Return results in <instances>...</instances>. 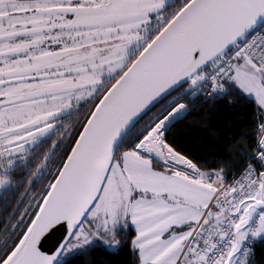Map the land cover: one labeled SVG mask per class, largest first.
Here are the masks:
<instances>
[{"label": "snow or ice", "instance_id": "1", "mask_svg": "<svg viewBox=\"0 0 264 264\" xmlns=\"http://www.w3.org/2000/svg\"><path fill=\"white\" fill-rule=\"evenodd\" d=\"M218 105L252 118L206 159L174 130ZM130 226L133 264H258L264 0H0V264H95Z\"/></svg>", "mask_w": 264, "mask_h": 264}, {"label": "trees", "instance_id": "2", "mask_svg": "<svg viewBox=\"0 0 264 264\" xmlns=\"http://www.w3.org/2000/svg\"><path fill=\"white\" fill-rule=\"evenodd\" d=\"M207 115L202 111L194 112L187 120L182 121L174 131L179 133L181 140H187L185 146L194 154L211 159L213 155L226 157L229 148L228 135L230 129L228 124L237 121L242 116L251 120L252 113H241L232 111L218 105L215 108L205 106ZM205 117L206 125L198 123V118ZM249 127L251 125H248ZM133 230L129 227L124 244L119 252H109L101 245L93 252L95 264H133V257L130 253L127 242L130 240ZM257 262L264 264V251L257 246Z\"/></svg>", "mask_w": 264, "mask_h": 264}, {"label": "water", "instance_id": "3", "mask_svg": "<svg viewBox=\"0 0 264 264\" xmlns=\"http://www.w3.org/2000/svg\"><path fill=\"white\" fill-rule=\"evenodd\" d=\"M55 242L54 238H49L48 240H45L44 242V248L50 249L52 247V244Z\"/></svg>", "mask_w": 264, "mask_h": 264}, {"label": "flooded vegetation", "instance_id": "4", "mask_svg": "<svg viewBox=\"0 0 264 264\" xmlns=\"http://www.w3.org/2000/svg\"><path fill=\"white\" fill-rule=\"evenodd\" d=\"M21 178H22V177H21V176H19V175L16 177V179H17V180H20Z\"/></svg>", "mask_w": 264, "mask_h": 264}, {"label": "crops", "instance_id": "5", "mask_svg": "<svg viewBox=\"0 0 264 264\" xmlns=\"http://www.w3.org/2000/svg\"><path fill=\"white\" fill-rule=\"evenodd\" d=\"M130 228H131V226H130ZM132 229V228H131ZM133 230V233H134V229H132Z\"/></svg>", "mask_w": 264, "mask_h": 264}]
</instances>
